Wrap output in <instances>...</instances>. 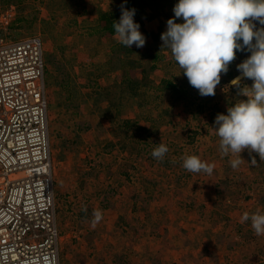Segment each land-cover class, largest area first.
<instances>
[{"label": "rangeland", "instance_id": "374dc122", "mask_svg": "<svg viewBox=\"0 0 264 264\" xmlns=\"http://www.w3.org/2000/svg\"><path fill=\"white\" fill-rule=\"evenodd\" d=\"M55 1L0 5L15 7V40H42L60 264H264V235L241 222L244 212L264 213V159L245 150L233 168L237 154H222L210 128L245 99L222 88L247 54L201 97L160 49L176 0H127L146 37L139 49L90 22L100 4L118 21L122 0ZM157 143L168 148L161 160L151 155ZM189 155L212 172L185 170Z\"/></svg>", "mask_w": 264, "mask_h": 264}, {"label": "clouds", "instance_id": "9594fccd", "mask_svg": "<svg viewBox=\"0 0 264 264\" xmlns=\"http://www.w3.org/2000/svg\"><path fill=\"white\" fill-rule=\"evenodd\" d=\"M126 4L127 0H122L119 19L112 27L123 46L139 49L146 37L134 20L136 9ZM171 11L173 15L165 21L159 37L160 49L170 52L182 70L180 75L199 96H214L237 54H247L235 65L239 74L222 88L226 92L234 88L236 96L245 99H236L225 113H217L210 128L219 138L222 154H237L231 161L233 168L244 160L241 153L245 150L252 162H256L253 152L264 159V0H176ZM243 80H250V86L241 83ZM167 152L166 145L157 143L151 155L161 160ZM182 167L192 173L210 174L213 170L196 155L184 157ZM101 218L97 210L93 224ZM246 221L256 235H264V213L244 212L241 222Z\"/></svg>", "mask_w": 264, "mask_h": 264}, {"label": "built area", "instance_id": "2783aa9c", "mask_svg": "<svg viewBox=\"0 0 264 264\" xmlns=\"http://www.w3.org/2000/svg\"><path fill=\"white\" fill-rule=\"evenodd\" d=\"M15 16V7L0 5V264H59L42 40H15ZM33 148L36 164L30 158ZM12 170L22 176L17 189L7 176Z\"/></svg>", "mask_w": 264, "mask_h": 264}, {"label": "bare ground", "instance_id": "6f19581e", "mask_svg": "<svg viewBox=\"0 0 264 264\" xmlns=\"http://www.w3.org/2000/svg\"><path fill=\"white\" fill-rule=\"evenodd\" d=\"M26 127H23V129H25ZM44 130H46V129H44ZM46 139H47V142L49 143V131L47 132V134H46ZM15 143H17V144H22V141H20V140H17V141H15ZM3 146V145H2ZM12 147H17V145H12ZM42 148V150L44 149L43 147H41ZM33 151L32 152H34V155L32 154L31 156H30V158H31V160L33 161V163L34 164H36V163H38V159L36 158V154L38 153L37 152V149L36 148H33L32 149ZM45 151V150H44ZM47 155H48V153H47ZM48 161H49V166H50V168H53V166H52V161H51V152H50V150H49V159H48ZM8 176V179H10V180H12L13 181V185H12V188H15V189H17L18 188V185L19 184H21V181H18V179H20V178H22V176L21 175H19V171L18 170H12V172H11V174L10 175H7ZM56 182V181H55ZM30 183V182H29ZM38 184V183H37ZM37 184L36 185H34V186H37ZM5 192V191H4ZM6 194H7V196H8V192H5ZM42 204V203H41ZM12 206V205H11ZM26 207L27 208H31V203H27L26 204ZM12 208H13V206H12ZM59 264H60V261H59Z\"/></svg>", "mask_w": 264, "mask_h": 264}, {"label": "trees", "instance_id": "16d2710c", "mask_svg": "<svg viewBox=\"0 0 264 264\" xmlns=\"http://www.w3.org/2000/svg\"><path fill=\"white\" fill-rule=\"evenodd\" d=\"M100 16V19L98 20V25H100V28L104 29V31L108 34L107 37H116L115 33H114V29L112 27L114 21L113 19L111 18V16L109 15H106V13H101ZM100 21V22H99ZM174 86V85H173ZM172 86V87H173ZM176 89V87H175ZM174 89V91H175ZM114 104V103H113Z\"/></svg>", "mask_w": 264, "mask_h": 264}, {"label": "crops", "instance_id": "0c3cea01", "mask_svg": "<svg viewBox=\"0 0 264 264\" xmlns=\"http://www.w3.org/2000/svg\"><path fill=\"white\" fill-rule=\"evenodd\" d=\"M61 1H62V2H66V4L69 5V6L72 4V0H61ZM55 2L57 3V2H59V0H56ZM104 8H105V5H104V4H100V5L98 6V9H97V7L95 6V7H94V11H93L94 13H90L89 16H94V17L98 16L100 13H103L104 11H106ZM102 11H103V12H102ZM97 20H98V19H96V20H95V19H93V20L90 19V22H91V23H93V22L96 23V22H97L96 25H98V21H97ZM85 22H88V21L85 20ZM97 38H98V36H97ZM97 38H96V40H97ZM217 254H219V253H216V255H217ZM220 257H221V256H220Z\"/></svg>", "mask_w": 264, "mask_h": 264}]
</instances>
